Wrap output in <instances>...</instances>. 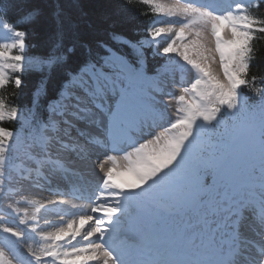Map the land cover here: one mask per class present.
<instances>
[{"label":"snow or ice","instance_id":"snow-or-ice-1","mask_svg":"<svg viewBox=\"0 0 264 264\" xmlns=\"http://www.w3.org/2000/svg\"><path fill=\"white\" fill-rule=\"evenodd\" d=\"M138 2L156 17L144 39L113 31L80 44L73 66L77 45L64 42L62 6L37 54L27 26L39 10L13 21L22 0H0L10 34L0 42V92L19 97L25 79L38 78L30 107L0 95V122L20 124L0 127V264H264V87L250 78L264 0ZM145 48L162 59L150 65ZM55 73L63 81L45 116L39 102ZM69 140L71 157L95 160L102 175L59 174ZM41 180L73 185L75 195L24 199L25 182L41 188ZM24 244L27 256L15 255Z\"/></svg>","mask_w":264,"mask_h":264},{"label":"trees","instance_id":"trees-1","mask_svg":"<svg viewBox=\"0 0 264 264\" xmlns=\"http://www.w3.org/2000/svg\"><path fill=\"white\" fill-rule=\"evenodd\" d=\"M24 7L13 10L8 15L15 21L28 9H38L39 15L34 23L27 26L28 40L33 47V53H42L46 50L51 39L57 31V19L55 11L57 5L62 6L63 16L66 18L64 42L66 45H77V56L73 58L72 65L78 62L80 57V44H94L98 39H108L113 31L121 33L132 40H141L146 37V29L152 22L153 17L147 6L141 5L138 0H131V7L120 5L123 0H22ZM257 15L264 11L256 12ZM4 21L3 18H0ZM70 21V23H68ZM5 22V21H4ZM255 58L252 61L251 75L257 77L256 86L264 87L260 77L264 76V37L254 41ZM148 52L149 64H155L162 58L153 59L150 49ZM64 73H55L46 81V92L39 102L40 113L46 115V105L50 99L57 97L63 81ZM37 76L29 75L23 85V93L16 97L13 90L8 89L0 92V95L8 102L9 106L19 105L30 107L33 97V89L37 84ZM245 94L255 99L253 93L245 89ZM0 127L17 131L20 124L17 121L5 120L0 122Z\"/></svg>","mask_w":264,"mask_h":264},{"label":"rangeland","instance_id":"rangeland-1","mask_svg":"<svg viewBox=\"0 0 264 264\" xmlns=\"http://www.w3.org/2000/svg\"><path fill=\"white\" fill-rule=\"evenodd\" d=\"M166 2H173V0H166ZM227 3H229V2H227ZM3 25V24H2ZM2 25L0 26V42H3V41H5L9 36H6L5 34H4V30L5 29H3V27H2ZM163 42L164 41H161V43L163 44ZM177 79V78H176ZM187 77H185V82H187ZM178 80V79H177ZM173 93H175V94H179V92H180V89L178 88V87H174V88H171L170 89ZM168 115L169 116H171V117H174V105L172 106V107H170L169 109H168ZM73 135V134H72ZM74 136V135H73ZM67 142H72V141H67ZM71 144V143H70ZM67 155H69V156H67V155H64V156H60L59 157V159H57L56 161H60V162H62V161H64V162H66L67 163V165L64 167V168H66V167H68L69 169H72V168H74V165H75V163H78L75 159H74V157H71V153H72V146H70V148H68V149H66V150H63ZM70 153H69V152ZM69 158H71V159H69ZM73 166V167H72ZM92 166H93V169H95L96 167H95V164H92ZM35 177V176H34ZM33 177V179H36V178H34ZM28 182H25V190L23 191V198L24 199H29V200H37V201H39V202H46L47 200H49V199H60L59 197H57L56 195H54V193H50L49 192V190H48V187H47V189H44L45 188V186H47V183L45 182V181H41V188L43 189V190H41V188H29L28 186ZM44 185V186H43ZM65 186V184H62V183H60V184H54V186ZM65 189V188H64ZM21 197L20 196H17L16 197V199H20ZM6 202L3 200V199H0V208H2V209H5L6 210ZM65 207V206H64ZM40 215H42V216H45V217H47V218H50V219H53V220H58V217L56 216V214L55 213H53L52 211H49V212H47V213H45V212H41V214ZM41 224H43V220H41ZM2 234H0V246H3L4 245V242H3V238H2ZM37 242H39L38 241V239H37ZM25 245V246H24ZM24 245H20V246H18L15 250H13L14 251V254L15 255H17V256H20V255H23V256H27V244H24Z\"/></svg>","mask_w":264,"mask_h":264},{"label":"bare ground","instance_id":"bare-ground-1","mask_svg":"<svg viewBox=\"0 0 264 264\" xmlns=\"http://www.w3.org/2000/svg\"><path fill=\"white\" fill-rule=\"evenodd\" d=\"M220 1H222V4H227V0H220ZM4 34L6 35V36H10V34L6 31V30H4ZM161 41H164L163 40V38L161 39ZM177 80V79H176ZM178 81V80H177ZM74 136L76 135V133L75 132H73L72 133ZM66 150V149H65ZM69 152V151H68ZM70 153V152H69ZM62 156H64V155H62ZM67 156H69V155H67ZM70 159V158H69ZM92 164H95V160H92V161H89L87 164H81V163H75V165H74V168H72V169H70V170H72L75 174H76V176L77 177H79L80 176V174L81 173H83V175L86 177V178H90V179H92L93 181L95 180V178L97 177V176H100V175H102L101 173H99V170L97 169V168H95V169H93V166H92ZM66 165L65 164H60V163H55V167L56 168H58V169H60V174L61 175H63V169L62 168H64ZM73 167V166H72ZM78 172V173H77ZM116 180H117V182H119V180H120V177H116L115 178ZM67 187L69 188V190L68 191H70V190H72V189H74L73 188V185H67ZM76 187H78V185H76ZM44 189H47V186H45V188ZM57 190V189H59V191H61L62 189L61 188H59L58 186L57 187H55L54 186V190ZM74 201L73 200H70L69 201V203H68V205H66L65 207L66 208H71V205H72V203H73ZM78 203V202H77ZM48 217V216H47ZM51 218V217H50ZM49 218V219H50ZM32 241H29V243H31ZM25 246V245H24ZM27 247V246H26Z\"/></svg>","mask_w":264,"mask_h":264}]
</instances>
